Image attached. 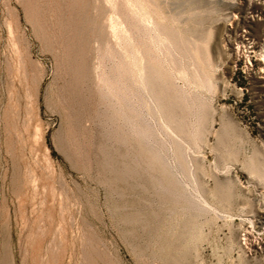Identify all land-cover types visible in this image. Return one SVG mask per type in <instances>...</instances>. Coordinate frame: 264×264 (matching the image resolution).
Listing matches in <instances>:
<instances>
[{
    "label": "rangeland",
    "instance_id": "1",
    "mask_svg": "<svg viewBox=\"0 0 264 264\" xmlns=\"http://www.w3.org/2000/svg\"><path fill=\"white\" fill-rule=\"evenodd\" d=\"M263 68L264 0H0V264H264Z\"/></svg>",
    "mask_w": 264,
    "mask_h": 264
},
{
    "label": "built area",
    "instance_id": "2",
    "mask_svg": "<svg viewBox=\"0 0 264 264\" xmlns=\"http://www.w3.org/2000/svg\"><path fill=\"white\" fill-rule=\"evenodd\" d=\"M245 41L248 42V39H246ZM251 45V44H250ZM251 229V233H248L247 234V237L249 238V236L252 234H255L259 237H264V218H259L255 221V223L250 227ZM255 245L257 247H262L264 246V238L261 239V238H258V241L255 242Z\"/></svg>",
    "mask_w": 264,
    "mask_h": 264
},
{
    "label": "bare ground",
    "instance_id": "3",
    "mask_svg": "<svg viewBox=\"0 0 264 264\" xmlns=\"http://www.w3.org/2000/svg\"><path fill=\"white\" fill-rule=\"evenodd\" d=\"M262 69V68H261ZM264 69V68H263ZM262 71V70H261ZM30 98V97H29Z\"/></svg>",
    "mask_w": 264,
    "mask_h": 264
}]
</instances>
